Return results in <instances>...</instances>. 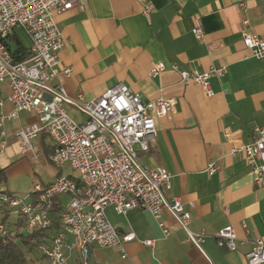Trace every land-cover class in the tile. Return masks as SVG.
I'll return each mask as SVG.
<instances>
[{"label":"crops","instance_id":"obj_1","mask_svg":"<svg viewBox=\"0 0 264 264\" xmlns=\"http://www.w3.org/2000/svg\"><path fill=\"white\" fill-rule=\"evenodd\" d=\"M147 3L153 8L145 16ZM54 19L64 39L60 65L72 68L71 76L64 78L69 97L80 93L90 100L123 83L144 100H170L168 113L155 117V140L138 157L172 174L167 197L179 196L186 207L193 203L190 228L207 234L198 249L184 241V230L166 211L160 217L168 230L164 234L145 209L132 208L122 215L107 207L106 216L115 229L120 234L133 233L134 239L124 244L126 258L118 249L90 246L88 263L247 264L246 253L257 238L264 237V176L262 184L255 185L244 153L231 151L252 140L254 126L264 125V57L252 56L242 42L245 33L264 39V0H80ZM196 24L203 29L202 40L192 34ZM14 38L22 43L17 30L9 44H15ZM26 42L22 44L28 51ZM153 62L163 64L156 75L149 74ZM211 67L226 69L209 79L212 95L195 81L180 80V70ZM2 86V109L7 111L11 106ZM67 105L73 106L65 104L66 112ZM74 107L78 122L85 121L86 116ZM35 120L33 113L20 112L16 119L5 121V135L7 124L15 135L19 127ZM36 139V152L51 163L50 139L42 133ZM40 141L48 143L50 152L40 150ZM22 160L2 166L7 167L6 174L15 165L16 173L30 171ZM209 161L217 165L212 174L206 172ZM57 170L41 186L65 173L64 168ZM57 200L63 206L68 197ZM241 222L247 223L246 232ZM225 225L235 229L234 250L216 244L215 234ZM147 239L153 243L145 245ZM69 260L80 264L75 252Z\"/></svg>","mask_w":264,"mask_h":264},{"label":"built area","instance_id":"obj_2","mask_svg":"<svg viewBox=\"0 0 264 264\" xmlns=\"http://www.w3.org/2000/svg\"><path fill=\"white\" fill-rule=\"evenodd\" d=\"M80 0H0V86L7 89L6 101L11 108L2 109L0 98V152L6 141L4 123L16 119L20 112L33 113L36 120L19 127L15 137L22 154L31 159L39 157L34 140L45 133L51 141L49 161L62 170L69 165L74 174L61 173L46 186L35 184L25 197L0 192V202L14 215L23 217L28 231L46 228L51 224L54 198L67 196L68 200L58 214L59 227L49 242L37 245L39 252L50 264H67L72 253H77L81 264H89L90 246L115 248L126 258L124 244L134 239L133 233L120 234L110 223L105 209L111 207L125 215L129 209L149 211L157 219L164 234L168 233L161 214L166 211L185 232L184 241L201 249L205 241L204 229L190 228V208L179 196L167 197L172 185V174L162 166L148 165L139 160L138 152L147 151L155 140V117L170 109V100L163 97L144 100L125 84L106 88L97 97L85 100L79 93L68 96L64 78L72 68L60 65L59 51L64 39L54 15L74 7ZM151 3L143 7L148 16ZM20 29L29 41L28 56L16 61L10 51V37ZM192 34L202 40L201 25L192 28ZM242 42L251 55L264 57V39L245 33ZM163 64L153 62L149 74L156 75ZM224 67H211L203 71L180 70V80L199 83L212 95L209 79L225 72ZM65 104H71L86 116L79 123L71 118ZM242 151L252 166L255 185L260 186L264 176V125L254 126L252 140L232 153ZM217 165L209 161L206 172L212 174ZM26 198H31L26 201ZM246 232L248 225L241 222ZM7 228L0 223V235ZM216 244L229 250L236 248V232L225 225L215 234ZM151 245L152 239L143 240ZM247 264L264 263V237L253 242L246 253Z\"/></svg>","mask_w":264,"mask_h":264},{"label":"trees","instance_id":"obj_3","mask_svg":"<svg viewBox=\"0 0 264 264\" xmlns=\"http://www.w3.org/2000/svg\"><path fill=\"white\" fill-rule=\"evenodd\" d=\"M13 40L15 47H10V51L15 60L26 59L28 56L27 48L17 39L14 38ZM45 136L47 135L42 133V137ZM39 145L43 152H50L48 143L40 141ZM6 168L0 167V183L6 178ZM0 192L3 191L0 190ZM61 209L62 206L57 197L54 198L51 224L43 229L36 228L28 231L24 228L23 217L17 214L13 216V220L10 219V215L13 214L4 203L0 202V223L7 228V234L4 236L0 235V264H40L38 258L30 253L34 249L38 250L37 245L40 242H49L52 238V235L59 227L58 214Z\"/></svg>","mask_w":264,"mask_h":264},{"label":"rangeland","instance_id":"obj_4","mask_svg":"<svg viewBox=\"0 0 264 264\" xmlns=\"http://www.w3.org/2000/svg\"><path fill=\"white\" fill-rule=\"evenodd\" d=\"M17 34L23 44H26L27 38L24 32L20 29H16ZM11 48L15 47L14 43H10ZM1 87V86H0ZM2 94L5 93V86H2ZM70 105H67L66 108L68 114L73 117L75 121H80V116L76 115L77 110H71ZM75 108V107H74ZM70 109V110H69ZM76 109V108H75ZM83 116V115H82ZM6 129V135L4 136V140L6 141L5 148L0 152V167L7 166L12 163L18 164L20 161H26L27 165L30 167V171L22 170L21 172H14L16 169V165L10 168L9 171H7L6 178L1 181L0 183V190L4 193L14 194L19 197H25L26 195H29L30 192H32L33 187L35 184H46L54 175L56 171H58L54 165L49 163L45 156L41 154V152L38 154L40 155L39 158L31 159L29 154L26 156H22L20 153V150L18 148V143L16 140L15 135H12L10 133V129L8 124L5 126ZM37 139L34 140V149L35 151L38 150V143ZM41 150V149H40ZM65 173L72 175L74 172L69 167V165H65L64 167ZM31 198H26V201H29ZM14 215H10V219L13 220ZM33 256H36L38 258V262L40 264H50L48 259L45 256H42L39 250L34 249L33 252L30 253ZM67 264H74L73 261L69 260Z\"/></svg>","mask_w":264,"mask_h":264}]
</instances>
